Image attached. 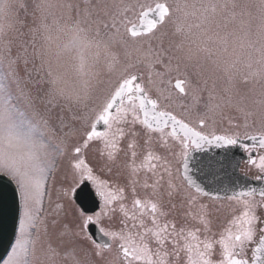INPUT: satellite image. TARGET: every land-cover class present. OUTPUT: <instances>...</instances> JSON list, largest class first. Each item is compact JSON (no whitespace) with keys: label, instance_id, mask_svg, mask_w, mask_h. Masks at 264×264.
Wrapping results in <instances>:
<instances>
[{"label":"snow or ice","instance_id":"1","mask_svg":"<svg viewBox=\"0 0 264 264\" xmlns=\"http://www.w3.org/2000/svg\"><path fill=\"white\" fill-rule=\"evenodd\" d=\"M213 143L264 181V0H0V176L19 200L2 264H264V187L190 175Z\"/></svg>","mask_w":264,"mask_h":264},{"label":"water","instance_id":"2","mask_svg":"<svg viewBox=\"0 0 264 264\" xmlns=\"http://www.w3.org/2000/svg\"><path fill=\"white\" fill-rule=\"evenodd\" d=\"M244 143L251 142L244 141ZM210 146L215 144H206L202 149L190 153L189 172L198 184L207 191L221 194L248 188L259 189L258 182L239 173L234 149L220 150ZM75 202L88 214L93 213L97 208V199L89 184L82 185L77 190ZM18 214L19 200L15 195V185L8 178L0 176V263L5 259L14 242L15 221ZM97 228L98 226H92L90 231L98 238Z\"/></svg>","mask_w":264,"mask_h":264},{"label":"rangeland","instance_id":"3","mask_svg":"<svg viewBox=\"0 0 264 264\" xmlns=\"http://www.w3.org/2000/svg\"><path fill=\"white\" fill-rule=\"evenodd\" d=\"M145 2L150 3L151 0H145ZM22 15H23V13H21V16ZM28 22L31 23V18H29V21ZM167 31L169 32V38L168 39H172V40H176L177 39L175 37H171V32H172V26L171 25H169ZM168 39H166V41H165V46H167ZM240 87H241V91L242 92L247 91V89L244 88L243 86H240ZM218 127L220 129H222L224 127H227V122L225 121V122L219 124ZM85 155H86V159L88 160V162L96 168L98 174H101V175H104V176L107 175L106 173H102L100 171V166H101V163H102V158L98 154L97 146L96 145L91 146L87 150V152H86ZM69 172H70V170H69L68 160L65 158L64 160L61 161L60 171L57 174L58 175V181L59 180H63L64 176L66 174H69ZM55 187L56 188L59 187V182L55 185ZM49 190L52 191V198H53V201H55V199H56V192L53 190V186L51 185V183L49 185ZM73 203H74L75 207L78 208L76 206L75 202H73ZM45 205H46V207L48 206V200H47V198L45 200ZM69 212H70V215H73V216L75 215V209H69ZM229 214H230V208L227 206V204H225V206L222 208L221 212L218 213V219L214 222L217 228L228 218Z\"/></svg>","mask_w":264,"mask_h":264},{"label":"flooded vegetation","instance_id":"4","mask_svg":"<svg viewBox=\"0 0 264 264\" xmlns=\"http://www.w3.org/2000/svg\"><path fill=\"white\" fill-rule=\"evenodd\" d=\"M22 17H23V15H22ZM185 103L191 104L192 103L191 97L185 98ZM216 147H218V146H216ZM227 147L236 148L239 150L241 148L239 145H237V146H224V147H220V148H227ZM240 154H241V162L239 164V172L242 175L251 178L252 180H256V181L260 182L262 184V187H264V181H260V180L255 179V176L258 174L257 170L247 163L249 154L247 152H245L243 148H241ZM252 155H253V157H255L256 153H252ZM236 158H237V153H236ZM90 186H91L92 190L94 191V187L91 184H90ZM96 199H97V209L95 211H99L98 198H96Z\"/></svg>","mask_w":264,"mask_h":264}]
</instances>
